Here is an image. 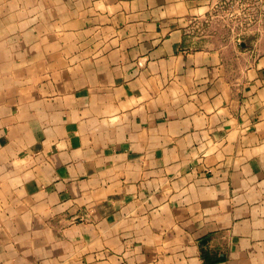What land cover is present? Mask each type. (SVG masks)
Here are the masks:
<instances>
[{"label": "crops", "instance_id": "0c3cea01", "mask_svg": "<svg viewBox=\"0 0 264 264\" xmlns=\"http://www.w3.org/2000/svg\"><path fill=\"white\" fill-rule=\"evenodd\" d=\"M214 1L0 0V264H264V30Z\"/></svg>", "mask_w": 264, "mask_h": 264}, {"label": "rangeland", "instance_id": "374dc122", "mask_svg": "<svg viewBox=\"0 0 264 264\" xmlns=\"http://www.w3.org/2000/svg\"><path fill=\"white\" fill-rule=\"evenodd\" d=\"M250 6L245 8L239 7L235 4H228L221 8H213L209 15L215 20L209 23H203L201 30H229L234 32L238 30L242 36L248 40L249 34L252 35L255 32L264 30V3L260 0H248ZM221 21V22H220ZM230 42V38L228 39ZM243 43V42H242Z\"/></svg>", "mask_w": 264, "mask_h": 264}, {"label": "built area", "instance_id": "2783aa9c", "mask_svg": "<svg viewBox=\"0 0 264 264\" xmlns=\"http://www.w3.org/2000/svg\"><path fill=\"white\" fill-rule=\"evenodd\" d=\"M264 3V0H260ZM228 2L230 4H235L238 5L239 7L245 8V6H250L248 4V0H215L213 2V8H221L224 7L228 4Z\"/></svg>", "mask_w": 264, "mask_h": 264}]
</instances>
